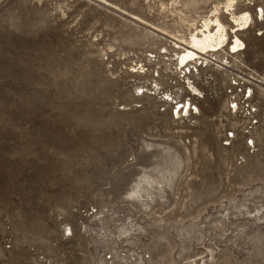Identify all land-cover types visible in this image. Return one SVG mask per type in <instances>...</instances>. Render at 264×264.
Masks as SVG:
<instances>
[{
  "label": "rangeland",
  "instance_id": "obj_1",
  "mask_svg": "<svg viewBox=\"0 0 264 264\" xmlns=\"http://www.w3.org/2000/svg\"><path fill=\"white\" fill-rule=\"evenodd\" d=\"M0 264H264V0H0Z\"/></svg>",
  "mask_w": 264,
  "mask_h": 264
},
{
  "label": "bare ground",
  "instance_id": "obj_2",
  "mask_svg": "<svg viewBox=\"0 0 264 264\" xmlns=\"http://www.w3.org/2000/svg\"><path fill=\"white\" fill-rule=\"evenodd\" d=\"M230 6L231 3L229 2L225 4L226 9H229ZM260 10L261 9H259V11ZM229 14L231 15V21L233 24L239 26L236 30L241 29V25H245L250 19V15L247 12L237 15H234L233 12H229ZM233 37L234 39L229 43V45L232 52H235L238 49V46L242 43L239 38L235 36V34ZM226 40V26L220 21L218 16L215 15L212 18H204L200 28L191 32L188 38H180V41L176 40L174 44L181 47L178 58L181 63H185L186 61H196L200 58H206L208 56L207 51L209 49L220 46L225 43Z\"/></svg>",
  "mask_w": 264,
  "mask_h": 264
},
{
  "label": "built area",
  "instance_id": "obj_3",
  "mask_svg": "<svg viewBox=\"0 0 264 264\" xmlns=\"http://www.w3.org/2000/svg\"><path fill=\"white\" fill-rule=\"evenodd\" d=\"M235 107H236V104H235V102H233V103L231 104V109H232V111L235 110ZM193 108H194V107H193ZM177 109H178L177 107H176V109H173V113H174L175 116H177ZM186 111H187V107H186V104H184V105L182 106L180 112H181V113H185Z\"/></svg>",
  "mask_w": 264,
  "mask_h": 264
},
{
  "label": "snow or ice",
  "instance_id": "obj_4",
  "mask_svg": "<svg viewBox=\"0 0 264 264\" xmlns=\"http://www.w3.org/2000/svg\"><path fill=\"white\" fill-rule=\"evenodd\" d=\"M249 143H251V141H249Z\"/></svg>",
  "mask_w": 264,
  "mask_h": 264
}]
</instances>
